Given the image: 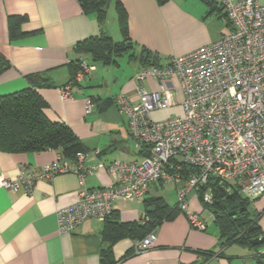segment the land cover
Returning a JSON list of instances; mask_svg holds the SVG:
<instances>
[{
	"label": "crops",
	"instance_id": "obj_1",
	"mask_svg": "<svg viewBox=\"0 0 264 264\" xmlns=\"http://www.w3.org/2000/svg\"><path fill=\"white\" fill-rule=\"evenodd\" d=\"M117 1L126 12L134 51L149 50L157 55L159 65L166 64L172 55L181 56L209 44L230 29L224 12L213 0H111L102 24L84 13L78 0H0V57L8 64L0 71V95L26 88L28 74L49 77L53 85L37 89L47 103L44 113L52 121L64 122L82 141L87 165L98 160L106 164L116 159L140 161L145 156L130 136L126 118L118 114L114 99L125 92L130 102L136 103L139 86L153 90L157 82L135 80L143 67L139 58L128 59L136 64L130 71L119 57L116 63L105 65L75 50L77 42L93 35L104 33L115 41L122 39ZM259 2L264 4V0ZM10 16L24 17L19 23L20 34L14 37L9 34ZM79 57L93 63L94 69L72 85L70 98H62L60 87L70 79L69 65ZM161 83L173 89L178 80L172 76ZM86 97L94 99L95 108L90 113H85ZM94 150L99 151L97 156L91 154ZM57 153L55 149L9 152L0 148V176L15 179L21 168L44 167ZM112 182L110 173L98 169L84 177L82 186L77 174L71 172L36 181L28 194L0 186V264H101L104 222L88 218L72 231L60 232L55 212L73 203L80 188H102ZM178 187L156 181L140 199L116 200L112 212L121 222L145 223L149 216L144 200L162 198L174 208ZM188 204L191 210L202 213L196 192L188 195ZM252 207L259 214L258 224L264 233V193L253 199ZM151 231L156 234L155 244L142 252L128 254L136 241L129 237L114 243L116 264H253V255L244 247L221 246L217 228H191L179 210Z\"/></svg>",
	"mask_w": 264,
	"mask_h": 264
},
{
	"label": "built area",
	"instance_id": "obj_2",
	"mask_svg": "<svg viewBox=\"0 0 264 264\" xmlns=\"http://www.w3.org/2000/svg\"><path fill=\"white\" fill-rule=\"evenodd\" d=\"M221 7L229 31L209 44L184 55L169 57L163 65L141 67L135 80L157 82L156 89L140 85L138 101L130 102L125 92L114 99L118 114L127 120L130 136L146 155L140 161L109 163L101 160L85 164L87 153L76 161L59 153L41 168H21L15 179L0 176V186L12 192L28 194L36 181L50 180L57 174L75 173L79 184L98 169L112 176L111 185L96 189L80 188L75 201L56 209L60 232H70L85 219L104 221L118 199H140L152 183L163 181L178 185L176 206L186 215L191 228L205 230L200 214L189 208L188 195L202 193L212 201L208 183L237 185L239 192L253 200L264 193V4L259 0H213ZM79 70L73 80L60 87L62 98L71 97L72 85L94 69V64L79 57ZM175 76L176 88L168 89L161 81ZM179 105L181 113L154 120L151 113ZM91 97L85 99V113L94 110ZM98 150L91 154L97 156ZM188 165L183 179L182 168ZM151 231L133 245L135 253L154 246Z\"/></svg>",
	"mask_w": 264,
	"mask_h": 264
},
{
	"label": "trees",
	"instance_id": "obj_3",
	"mask_svg": "<svg viewBox=\"0 0 264 264\" xmlns=\"http://www.w3.org/2000/svg\"><path fill=\"white\" fill-rule=\"evenodd\" d=\"M110 1L78 0L84 13L93 15L100 24L107 19ZM164 1L158 0L160 3ZM115 8L122 39L115 41L104 33L93 35L77 42L75 50L78 53L88 54L94 63L101 62L105 65L116 63L118 57L128 54L129 59L139 58L143 66L157 65V55L149 50L141 49L139 54H136L127 33L126 12L118 1ZM22 20H24L22 16L9 17L10 37L20 34L19 23ZM7 66V62L0 57V71ZM69 67L70 81L79 70L77 60L71 62ZM26 80L28 83L26 88L0 95V148L9 152H39L55 149L67 161H76L78 154L86 153V147L64 122L52 121L45 115L44 109L47 103L37 91L38 88L52 86L51 80L42 73L28 74ZM91 99L94 102L92 97ZM140 148L141 154L146 155L144 146ZM187 170L191 171L192 168L188 165L183 166V179ZM207 186L211 190V202H205L202 197L206 186H198L197 195L202 205L208 206L214 213L220 245L236 244L248 248L254 251L253 264H264V249L260 250L264 248V233L258 224L259 214L252 207L253 200L243 196L237 185L219 183L213 177L209 179ZM144 208L149 220L142 224L121 222L113 212L103 221L101 234L105 245L100 251L101 264L117 263L118 260L114 259L112 253V246L118 240L126 237L141 240L162 220L170 219L178 211L177 206L171 208L162 198L157 197L145 199ZM133 252L134 250L128 254ZM212 253L207 254L212 255Z\"/></svg>",
	"mask_w": 264,
	"mask_h": 264
},
{
	"label": "rangeland",
	"instance_id": "obj_4",
	"mask_svg": "<svg viewBox=\"0 0 264 264\" xmlns=\"http://www.w3.org/2000/svg\"><path fill=\"white\" fill-rule=\"evenodd\" d=\"M128 59H129L128 54H124L123 56L119 57L118 61L123 65V67L132 71L134 67L136 66V64L133 60L129 61ZM180 109L181 108L179 105H174L166 109L156 110L155 112H153V117L154 119H157V120H164L170 116L180 114ZM202 208H203V211L202 213H200V216L201 218L204 219V221L208 225V228L209 229L217 228L214 223L215 216L212 210L208 206H205V205H202ZM245 249L248 250L252 255H254V251L248 248H245ZM263 249L264 248H261L260 250H263Z\"/></svg>",
	"mask_w": 264,
	"mask_h": 264
}]
</instances>
